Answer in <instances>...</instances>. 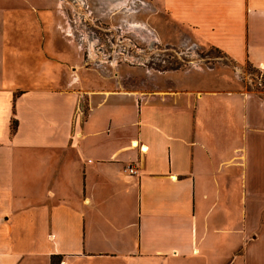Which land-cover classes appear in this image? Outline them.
<instances>
[{
	"label": "crops",
	"instance_id": "crops-1",
	"mask_svg": "<svg viewBox=\"0 0 264 264\" xmlns=\"http://www.w3.org/2000/svg\"><path fill=\"white\" fill-rule=\"evenodd\" d=\"M148 2L264 75V0ZM54 9L0 0V264H264V99L150 77L78 95Z\"/></svg>",
	"mask_w": 264,
	"mask_h": 264
},
{
	"label": "rangeland",
	"instance_id": "rangeland-1",
	"mask_svg": "<svg viewBox=\"0 0 264 264\" xmlns=\"http://www.w3.org/2000/svg\"><path fill=\"white\" fill-rule=\"evenodd\" d=\"M123 1L103 0L99 4L101 7L97 6L95 11L103 17L104 21L111 23L110 25L114 26V20L117 19L120 24H124L125 31L114 35L120 38L125 37L124 39L129 42H124L129 43L132 51L128 52V56L118 54L107 59L100 52H96L93 41L86 43L79 36L76 39L72 38L71 28L67 23L64 24L66 16L72 13L71 8L82 12L85 4H81L79 0L73 2L54 0L56 20L58 24L61 23L60 27L63 21L64 42L69 52V59L61 62L64 65L63 71L56 72L61 84L64 80H69L70 88L76 90L78 95H85L95 91V87L80 88V81L86 82L89 79L102 90L132 89L145 77L160 80L161 84L163 78L172 82L185 83L187 80L186 85H191L193 80H197L200 83H207L209 87H220L224 82L225 87L228 85L233 88L235 83L238 87L249 90L264 99V75L260 69L246 62H233L220 51L203 46L192 38L184 36L180 27L166 15L156 11L150 12L148 0H133L131 7ZM23 12H30V10H23ZM84 12V15L88 16L86 10ZM59 15L60 18L63 15L62 19H59ZM23 45H26V40L23 41ZM103 46H108L105 39ZM82 53L83 58H81ZM117 56L120 57L119 62L116 61ZM119 81L122 83L119 84Z\"/></svg>",
	"mask_w": 264,
	"mask_h": 264
},
{
	"label": "flooded vegetation",
	"instance_id": "flooded-vegetation-1",
	"mask_svg": "<svg viewBox=\"0 0 264 264\" xmlns=\"http://www.w3.org/2000/svg\"><path fill=\"white\" fill-rule=\"evenodd\" d=\"M72 2L75 0H71ZM81 4H85L84 7H82L83 11H75L71 8L72 13L70 15L66 16V20L64 21V24L67 23L68 26L71 28V34L70 36L74 39L77 38V36L80 37L82 41H85L86 43L89 41H93V46L96 50V52H100L103 56H106L108 58H112L114 55H120L123 56L126 54L129 55L128 52H132L131 48L129 47V42L127 39L120 38L118 35H114L115 33H122L124 32V24H120L118 19L114 20L115 25H110L108 21H104L103 17L100 14H97L96 8L99 6L101 7V4L103 0H79ZM125 3L131 7L133 6V0H124ZM123 1V2H124ZM98 6V7H97ZM86 10L87 15H84V11ZM133 12V10H132ZM114 27V28H113ZM78 33V34H77ZM68 35V34H67ZM82 35V36H81ZM110 38V39H108ZM106 40V43L108 46H103V41ZM121 39V40H120ZM115 41V43H113ZM124 41H127L126 43ZM126 46V50H125ZM126 52V53H124ZM84 53V52H83ZM81 54V58H83L84 54ZM113 54V55H112ZM120 57L117 56L116 61L119 62ZM109 60H107L108 62Z\"/></svg>",
	"mask_w": 264,
	"mask_h": 264
},
{
	"label": "built area",
	"instance_id": "built-area-1",
	"mask_svg": "<svg viewBox=\"0 0 264 264\" xmlns=\"http://www.w3.org/2000/svg\"><path fill=\"white\" fill-rule=\"evenodd\" d=\"M139 149H141V147H139ZM124 171L127 174H135L136 173V168L134 166H131L130 164L126 165L124 167Z\"/></svg>",
	"mask_w": 264,
	"mask_h": 264
},
{
	"label": "trees",
	"instance_id": "trees-1",
	"mask_svg": "<svg viewBox=\"0 0 264 264\" xmlns=\"http://www.w3.org/2000/svg\"><path fill=\"white\" fill-rule=\"evenodd\" d=\"M217 51V50H216ZM14 126H15V121L13 120L12 121V128H14Z\"/></svg>",
	"mask_w": 264,
	"mask_h": 264
}]
</instances>
